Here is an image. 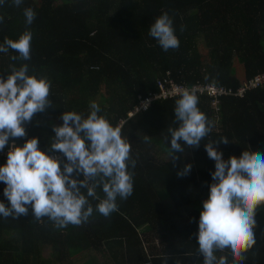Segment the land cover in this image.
I'll return each instance as SVG.
<instances>
[{"label":"trees","instance_id":"trees-1","mask_svg":"<svg viewBox=\"0 0 264 264\" xmlns=\"http://www.w3.org/2000/svg\"><path fill=\"white\" fill-rule=\"evenodd\" d=\"M25 7L36 12L31 25L25 23ZM164 12L173 19L178 49L164 51L149 35ZM0 16V43L5 37L18 39L25 30L33 33L31 59L13 61L18 54L11 49L0 53V76L6 79L13 67L27 63L29 74L51 81L52 104L25 124V137L12 138L9 145L37 137L38 146L52 153L53 126L62 125V114L76 111L86 117L92 100L100 106L99 115L116 127L160 78L237 88L264 72V0H23L20 7L5 0ZM197 96L198 107L214 123L199 148L185 147L171 160L168 127L178 126L179 96L155 101L121 128L136 166L129 169L133 193L117 199L118 211L109 217L94 211L87 223L65 228L54 227L47 217L37 220L31 208L26 216H0V264H69L85 252H98L109 264H164L165 258L167 264H203L196 237L215 171L205 145L227 137V144L218 145L224 159L245 150L264 152V83L242 97H220L218 117L210 98ZM162 152L167 159L158 158ZM187 164L190 173L179 176ZM5 187L0 182V201L10 206ZM97 193L104 197L102 189ZM89 200L94 208L99 202ZM256 221L257 243L242 264H264V207ZM44 246L50 248L48 258L40 253ZM81 264L97 263L90 258Z\"/></svg>","mask_w":264,"mask_h":264},{"label":"clouds","instance_id":"clouds-1","mask_svg":"<svg viewBox=\"0 0 264 264\" xmlns=\"http://www.w3.org/2000/svg\"><path fill=\"white\" fill-rule=\"evenodd\" d=\"M4 3L0 0V5ZM12 4L20 7L23 0H12ZM23 15L26 25L36 18L31 7H25ZM3 19L0 16V23ZM149 35L164 51L179 48L173 19L167 12L151 24ZM32 37L30 30L18 39L5 37L0 53L7 54L11 49L18 54L11 57L13 61H28ZM50 96L51 81L29 74L27 63L13 67L6 79L0 76V151L9 146L10 139L27 135L25 124L52 104ZM198 103L195 89L182 91L175 101L178 126L168 127L170 143L167 140L171 160H177L176 154L183 153L185 147L199 148L214 128ZM89 107L86 117L65 111L62 125L53 126L55 136L50 150L61 153L66 158L64 163L60 156L41 149L37 137L23 145L13 140L7 162L0 166V182L6 185L4 195L10 203L8 206L0 201V216H26L31 208L37 220L47 217L56 228L80 226L89 221L94 211L109 217L118 211V198L126 200L132 195L134 179L129 169L135 168L136 160L132 158L131 145L119 127L99 115L101 109L95 101ZM144 140L147 142L149 136ZM228 142L227 137L221 136L205 145L208 157L215 161V171L209 196L203 201L196 237L203 264H229V257L232 264H242L246 253L257 243L256 214L264 207V152L245 150L239 157L224 159L218 145ZM191 168V164L185 165L178 175L189 174ZM80 174L82 180L76 178ZM98 188L102 189L103 198L98 195ZM89 198L99 201L95 208Z\"/></svg>","mask_w":264,"mask_h":264},{"label":"built area","instance_id":"built-area-1","mask_svg":"<svg viewBox=\"0 0 264 264\" xmlns=\"http://www.w3.org/2000/svg\"><path fill=\"white\" fill-rule=\"evenodd\" d=\"M264 83V72H260L249 78L244 83L240 84L237 88L219 85L215 82H200L196 81L192 84L177 83L171 78H160L156 81V89L147 93L146 95H140L137 98V102L134 107L127 113L126 118H122L118 121L117 126L120 129L125 122L132 118L134 115L142 112H146L151 105L160 99H169L178 97L184 90H196L197 95H202L210 98V103L214 109V117H218L219 99L223 96L242 97L248 90L255 89ZM145 104L147 107L145 108ZM11 145V144H10ZM9 145V146H10ZM9 147L0 151V166H3L7 162ZM51 155H57L61 158L63 155L58 152H52ZM64 158V157H63Z\"/></svg>","mask_w":264,"mask_h":264},{"label":"rangeland","instance_id":"rangeland-1","mask_svg":"<svg viewBox=\"0 0 264 264\" xmlns=\"http://www.w3.org/2000/svg\"><path fill=\"white\" fill-rule=\"evenodd\" d=\"M237 73L239 75H241V69L239 67H238ZM92 101H95V100H92ZM59 119L60 118L57 117L56 120H59ZM158 158L163 160V159H167L168 156H165V154L162 152L160 154V156H158ZM182 214L184 215V211L182 212ZM40 253L42 254V257L48 258L50 256V248L44 246V247H42L40 249ZM90 258L95 259L97 264H109V262L105 258H103L102 255H100V253H98V252H85V253H82L81 255H78V256L72 258L70 260L69 264H81V263H83L84 261H86L87 259H90ZM54 264H60V263L56 262ZM65 264H67V263H65Z\"/></svg>","mask_w":264,"mask_h":264}]
</instances>
